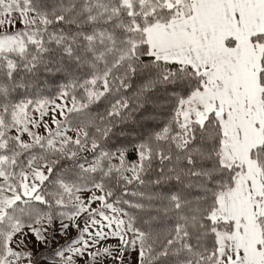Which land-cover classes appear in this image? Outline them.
<instances>
[{"label": "snow or ice", "instance_id": "obj_1", "mask_svg": "<svg viewBox=\"0 0 264 264\" xmlns=\"http://www.w3.org/2000/svg\"><path fill=\"white\" fill-rule=\"evenodd\" d=\"M0 264H264V0H0Z\"/></svg>", "mask_w": 264, "mask_h": 264}]
</instances>
